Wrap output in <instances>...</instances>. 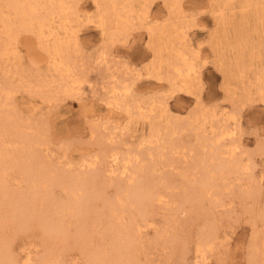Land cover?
<instances>
[{"label": "rangeland", "instance_id": "obj_1", "mask_svg": "<svg viewBox=\"0 0 264 264\" xmlns=\"http://www.w3.org/2000/svg\"><path fill=\"white\" fill-rule=\"evenodd\" d=\"M70 1L75 12L70 24L78 32L69 39L67 54L69 62L74 59L70 65L79 85L74 84L69 96L55 92L60 80L49 67L46 54L32 33L20 32L7 55L0 56V124H16L21 132L32 134L37 142L31 149L39 165L62 175L61 180L96 173V190L82 217L64 213L63 237L48 238L38 213L69 198L56 185L31 194L19 168L12 166L5 177L7 188L22 193L38 209L20 222L0 202L4 218H0V246H8L18 260L29 251L36 260L32 264H87L93 251L109 250L115 229L129 225L134 218L139 225L129 244L134 264H196V246L205 239L207 264H264V100L256 91L264 84V0L247 4L243 0H177L174 4L169 0H132L127 33L113 39L102 33L92 0ZM149 26L158 36L153 43ZM3 41L0 32V47ZM155 49L159 52L156 61ZM172 49L193 60L197 70L190 83L193 93L171 92L163 78ZM100 52L106 56L104 63ZM137 72L141 74L138 77ZM117 81L130 83L128 101L143 109L133 106L126 113L105 103L107 90ZM6 91L7 99L3 96ZM230 115L236 123L238 152L243 150L239 153L242 168L200 193L197 180L205 169L209 146L198 140L195 129L199 127L210 138L212 131L231 127L232 121L224 120ZM167 120L174 121L176 128L167 127ZM151 125L158 136L141 144ZM4 140L8 150L19 145L15 138ZM24 143L17 147L21 161L28 148ZM110 151L131 155L133 166L127 177L107 176L104 169ZM93 157L97 162L91 170L81 166ZM128 177L153 185L162 200L153 202L145 216L126 208L121 218H109V205ZM252 256L259 260L253 261Z\"/></svg>", "mask_w": 264, "mask_h": 264}, {"label": "bare ground", "instance_id": "obj_2", "mask_svg": "<svg viewBox=\"0 0 264 264\" xmlns=\"http://www.w3.org/2000/svg\"><path fill=\"white\" fill-rule=\"evenodd\" d=\"M169 1H171L170 2L171 4L172 3L174 4V3H176L177 0H169ZM249 1L250 0H243L244 4H247ZM92 2L98 10V15H96V16H98L97 23H98L99 27L101 28V31L103 34L104 33L108 34L109 35L108 37L113 39L117 35H120L122 32L125 33V30L127 29V24L129 21L128 16L131 15V13H132V9L130 6L132 0H92ZM0 7H1V9H0L1 31L0 32L4 36V41L0 47V56L5 55V54L7 55V53L9 52V50L11 48V45L14 44L16 37L20 32L32 33L34 35V37L36 38V40L38 41L39 47L46 54V56H47L46 61L48 62L49 67L52 69V71L55 72V74L57 73V75L59 77L58 79L60 81L58 82L56 80L59 84H58L57 90L55 92H58L61 95L63 94V95L69 96V94H71L72 91H74L73 86H75L77 83L80 82V79H77L76 77H73L74 75H72L73 74V71H72L73 68H71L70 62L73 61L74 59L69 62V55L67 54L69 39L73 35H75V33L78 32L77 30H76L77 32L75 30H73L74 26H72L70 24V22H71L70 16H72V14L75 13L74 7H73V5H71V1L70 0H0ZM145 12H146V10H145ZM142 14H143V12H142ZM86 20H88V19H86ZM90 20H92V19H90ZM87 22L91 23L90 21H87ZM111 22L113 23V26L109 25V23H111ZM154 23L155 22H153V24ZM80 26H77V27L80 29ZM145 27H147V25ZM136 29H138V28L136 27ZM148 33H149L151 43H153L154 40H156V37H158L156 35V30L154 29V27L149 26L148 27ZM125 34H123V35H125ZM184 34H182V35H184ZM74 40H75V36H74ZM103 40H102V42H103ZM70 42H72V40ZM104 45L106 46L107 44H104ZM74 46L75 45H73L72 47H74ZM100 53H101V57H102V58H100V62L101 63L106 62V56L102 52H100ZM158 53H159L158 50L155 49L154 50V57H155L154 61H156L158 59ZM151 58H152V56H151ZM192 61H193L192 58L188 57L181 50L172 49V56L167 58V61H166L167 70H166L165 74L163 75L164 76L163 78H165L166 81L169 83V85L172 87L171 92L172 91H174V92L180 91V92H184V93H193L190 83H191L193 78L195 79L196 74H197V70H196ZM105 67L107 68L106 65H105ZM160 67H162V66H160ZM140 75L141 74L139 72L136 73V77H138ZM158 78H160V77H158ZM51 80H52V78H51ZM51 80L49 79L48 81H51ZM53 80H55V79H53ZM124 81H122V82H124ZM122 82L117 81L115 84H112V86L107 90L108 97L106 98L107 100L105 101V103L107 105L113 106L117 109H123L126 113H130V109L133 106L137 107V109H143L139 105H134V104L130 103L129 102L130 100L128 101V95L130 94V91H131L130 83H122ZM77 85H79V84H77ZM30 86H31V84H30ZM34 86L31 89H33ZM6 89H8V88H6ZM48 90H50V89H48ZM52 90H54V89H52ZM78 90H79V88H78ZM40 91H41V89H40ZM256 91L259 95V98L261 100H264V84H259L257 86ZM3 94H4L3 95L4 98L7 99L8 98V92L6 91ZM51 94L52 93H50L49 95H51ZM135 96H137V95H135ZM167 99H169V98H167ZM262 103H264V102H262ZM162 105H163L164 112H165L166 111L165 103ZM210 110H211V108H210ZM149 111L150 112L154 111L153 107H151L149 109ZM220 114L224 115L223 112ZM233 117L234 116L230 115L227 118H224V120L226 119L228 121V119H230L232 121V124H230L231 127L230 126L224 127L222 130H220L218 132H215V130L212 131V135L210 138H207L205 136V134H203V131L199 129V127H196V129H195L197 137L199 138L198 140H200L204 143L207 142V144L209 146L208 150L206 149L207 154L205 156L207 158V161L204 164L205 169L202 172V174L200 175V179L197 180V182L199 183V187L197 186L198 187L197 191L200 193L206 192L208 190L207 188L214 186L215 183L217 182V180L224 178L225 175L232 173V172H236L240 168H242V166H241L242 160L240 158L239 153H241L243 150L241 152H238V149L240 146H238V144L236 143V140H235V126H236L235 124L236 123H235V119ZM7 123L0 124V202H1V205L3 204L4 207H6L9 210L8 212L7 211L6 212L11 214L10 216L15 217V218L17 217V219L20 222L25 221V219L28 217L27 216L28 214H33L34 211L36 212L38 209L36 207V210H35L34 204L26 201L27 199H25L22 196V193H18V192L12 191V190L10 191L7 188V185L5 184V182H6L5 177L7 175L8 169L13 168L12 166H16L19 168V169L18 168H16V169H18L20 171L21 177L25 181L24 184L28 185V187H29L28 189H29L31 194L32 193L34 194V192L37 191L41 187H44V188L46 186H52L53 187L55 185L61 186V188L67 194V197L69 199L65 200V202H63V203L60 202V203H54V204H52V206L49 205L48 207H46V209H43V211H40L38 213V218H39L38 221H39L41 228L43 229V232L45 233V237L50 238L51 236H57V235H59L61 237L62 235H64V231H65V228L62 224V218H63L64 213H66L65 215L69 214V216L74 217V218H76V217L80 218L84 215L85 212H87V210L89 208L88 205L90 206L89 200L91 197L94 196V192L96 190L95 187H96V183L98 181V175L96 173H91V174L85 173V174L79 175L78 177H75V178H71V177L68 178L66 180V182H67L66 183L64 180L60 179V178H62L61 177L62 175L61 176L56 175L55 173L48 171L49 169L47 170V168L39 165L37 155L31 149V146H32L31 144H33L34 142H37L35 139H33L31 137L32 134L29 135L23 131L21 132L19 127L16 124H12V123L7 124ZM166 125L169 128L170 127L176 128V126H177L174 121L170 122L169 120H167ZM24 127L25 126H23V128ZM35 129H36V127H35ZM183 129L184 128H182V130ZM157 131L158 130L155 129L153 127V125H151L149 128L148 138L143 139L141 141V144L151 143L152 139L157 135ZM91 133H93V132H91ZM7 136L10 138H15L16 139L15 141H17L19 143V145H16L15 149L8 150V147H7L8 141L4 140V138ZM39 140H40V138H39ZM24 142H27L28 148H27V152L24 154L25 159L23 158L22 159L23 161H21V160H19L17 155L19 154L18 153L19 148L21 146H23ZM183 145H186V144H183ZM17 147H19V148H17ZM139 147H141V146L139 145ZM36 149H37V147H36ZM260 150H262V147ZM262 151H264V150H262ZM102 156H103V154H102ZM130 156L126 155L123 157V156L119 155V153L116 151H110V153L108 154V161H107L108 163H107L106 168L104 169V171L107 173V176L111 177V176L119 175L122 178L127 177L128 176L127 174L130 173V167L133 166V161H132V158ZM137 156H134L133 160L138 161ZM96 162H97V158L93 157L89 160L83 161L81 163V166H84L85 168H88V170H89L90 168H92L95 165ZM41 165H42V163H41ZM46 167H47V165H46ZM56 173H58V172H56ZM87 173H88V171H87ZM62 174H63V170H62ZM262 176H264V175H262ZM128 180L129 181H127L121 187L122 192L119 193L116 196V198L114 199V202H112L109 205V207H110V209H109V213H110L109 216L110 217L109 218H111V217L114 219L121 218V215L125 212L126 208L127 209H129V208L135 209L136 210L135 212H137L136 215H138V216H145L147 213L148 207L150 205H152L153 202H155V201L159 202L162 200V195L158 191H155L153 188V185H151L150 183L148 184L147 182L144 183V182H140V181H133L132 179H130V177H128ZM238 181H239V179H238ZM23 189H24V187H23ZM28 189H26V190H28ZM209 189H211V188H209ZM246 190L248 191V189H246ZM256 191H257V189H256ZM256 191H253V192H256ZM25 192H27V191H25ZM50 194H52L51 191H50ZM248 194H250V191H248ZM248 194H247V196H248ZM214 198H215V196H214ZM0 218L4 219L1 216H0ZM8 219L11 220L10 217ZM66 224H67V222H66ZM115 231L116 232H114L115 233L114 242L112 241V244H110L109 250L107 252L100 250V249L93 251L89 256L87 264H134L135 254L130 250L129 244L132 241V236L134 234L133 232L139 231V225L135 222L134 218H132L129 221V225H127V226L122 225V227L121 226L118 227L117 229H115ZM205 240L207 241L208 239H205ZM206 241H203L202 243H199L196 246V250H195L196 251L195 252L196 253V255H195L196 264H207L205 257H204L205 256L204 255V247L207 246ZM261 245H262V248H264V241H261ZM48 248H50V247H48ZM252 260L258 261L259 259L258 258L256 259V257L252 256ZM32 261H36V260H32V257L30 255L29 251L25 252L24 255H22L21 259L18 260L14 255L11 254L8 246H2V247L0 246V264H32ZM55 262H57V261H55ZM38 264H40V263H38Z\"/></svg>", "mask_w": 264, "mask_h": 264}]
</instances>
